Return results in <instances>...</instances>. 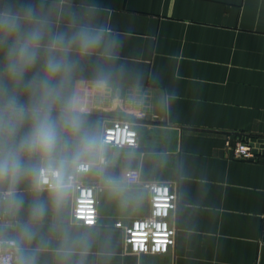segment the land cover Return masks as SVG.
I'll list each match as a JSON object with an SVG mask.
<instances>
[{
  "label": "crops",
  "instance_id": "1",
  "mask_svg": "<svg viewBox=\"0 0 264 264\" xmlns=\"http://www.w3.org/2000/svg\"><path fill=\"white\" fill-rule=\"evenodd\" d=\"M5 11L22 18L21 35L39 28L43 39L16 82L5 70L14 38L0 33V113L11 98L25 112L14 137L0 134V148L31 129L40 93L29 83L43 78L48 46L82 31L96 43L87 54L70 45V72L52 81L60 96L51 118L59 124L70 100L82 133L101 138L113 120H127L139 134L136 148L104 146L83 161L92 168L79 178L100 201L94 227L72 220L73 189L57 208L31 174L14 187L0 182V239L16 242V264H264V156L237 160L226 145L264 138V0H0ZM61 137L57 158L70 160L77 138L62 128ZM24 159L38 166L37 156ZM129 169L141 183H127ZM153 181L177 192L176 245L165 255L129 254L115 223L148 214L144 184Z\"/></svg>",
  "mask_w": 264,
  "mask_h": 264
},
{
  "label": "clouds",
  "instance_id": "2",
  "mask_svg": "<svg viewBox=\"0 0 264 264\" xmlns=\"http://www.w3.org/2000/svg\"><path fill=\"white\" fill-rule=\"evenodd\" d=\"M25 16H32L31 9L26 10ZM21 23L22 18L12 11L0 13V33L3 34L4 41L14 38L6 53L5 70L9 78L16 82L22 80L26 71L36 63L43 39L39 28H33L21 35ZM72 43L78 44L81 54H87L96 41L84 31L67 44L63 36L53 39L48 46L43 78H34L29 83L30 88H37L40 93L39 102L31 110V129L18 145L0 148V182H7L14 187L23 176L31 174L36 190L47 186L57 208L63 204L73 188L74 177L67 174V169L86 172L88 165L83 162L84 159L102 154L106 143L95 134L82 133V120L70 100L61 110L59 124L51 118L52 107L60 96L59 86L53 85L52 81L60 77L62 83L69 74L70 65L67 63L66 54ZM24 117L23 108L17 104L15 98H11L6 106V113H0V134L14 137ZM61 128L78 141L70 160L57 158L62 139ZM25 156L29 159L37 156L38 166H27ZM34 211L42 215L44 209L38 206Z\"/></svg>",
  "mask_w": 264,
  "mask_h": 264
},
{
  "label": "built area",
  "instance_id": "3",
  "mask_svg": "<svg viewBox=\"0 0 264 264\" xmlns=\"http://www.w3.org/2000/svg\"><path fill=\"white\" fill-rule=\"evenodd\" d=\"M139 134L135 125L127 120H113L103 130L101 139L106 141L105 146L112 149L136 148ZM227 148L237 160L256 161L264 156V138L239 137L229 140ZM86 172H73V191L75 192L72 210V220L87 227L98 225L99 199L97 188L80 180L79 176L89 173L92 163ZM125 179L130 185L141 183V174L138 169H129L125 172ZM47 187V186H45ZM150 195L148 214L132 219L129 223L118 221L117 228L124 231L126 250L133 255H165L171 252L176 245L177 228L172 223L178 207L176 190L168 183L153 181L144 184ZM9 193L1 194L6 200ZM18 246L14 240L0 239V264H16Z\"/></svg>",
  "mask_w": 264,
  "mask_h": 264
},
{
  "label": "water",
  "instance_id": "4",
  "mask_svg": "<svg viewBox=\"0 0 264 264\" xmlns=\"http://www.w3.org/2000/svg\"><path fill=\"white\" fill-rule=\"evenodd\" d=\"M124 167H126V166H124ZM1 224H6V222H1Z\"/></svg>",
  "mask_w": 264,
  "mask_h": 264
}]
</instances>
